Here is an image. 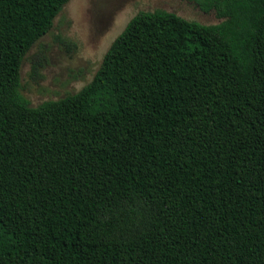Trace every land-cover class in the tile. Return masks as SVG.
I'll list each match as a JSON object with an SVG mask.
<instances>
[{
  "label": "trees",
  "instance_id": "1",
  "mask_svg": "<svg viewBox=\"0 0 264 264\" xmlns=\"http://www.w3.org/2000/svg\"><path fill=\"white\" fill-rule=\"evenodd\" d=\"M189 1L222 21L140 12L31 107L69 0H0V264H264V0Z\"/></svg>",
  "mask_w": 264,
  "mask_h": 264
},
{
  "label": "rangeland",
  "instance_id": "2",
  "mask_svg": "<svg viewBox=\"0 0 264 264\" xmlns=\"http://www.w3.org/2000/svg\"><path fill=\"white\" fill-rule=\"evenodd\" d=\"M157 9L203 25L222 21L214 11L204 12L189 0H69L50 32L25 56L20 69L21 95L37 107L78 92L93 79L127 23L140 12Z\"/></svg>",
  "mask_w": 264,
  "mask_h": 264
}]
</instances>
